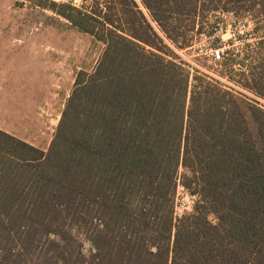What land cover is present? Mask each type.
I'll list each match as a JSON object with an SVG mask.
<instances>
[{
  "label": "trees",
  "instance_id": "trees-1",
  "mask_svg": "<svg viewBox=\"0 0 264 264\" xmlns=\"http://www.w3.org/2000/svg\"><path fill=\"white\" fill-rule=\"evenodd\" d=\"M142 3L156 27L136 0L129 30L59 11L106 46L78 72L47 150L0 128V263L26 264L46 240L47 264H264V108L240 90L264 97V0ZM215 12L263 32L223 51L226 82L174 48L214 34ZM180 186L196 199L179 216Z\"/></svg>",
  "mask_w": 264,
  "mask_h": 264
},
{
  "label": "rangeland",
  "instance_id": "rangeland-1",
  "mask_svg": "<svg viewBox=\"0 0 264 264\" xmlns=\"http://www.w3.org/2000/svg\"><path fill=\"white\" fill-rule=\"evenodd\" d=\"M136 1L152 19L142 0ZM51 2L0 0V128L43 150L50 146L78 72H92L106 46L59 12L76 13L66 6L69 4L53 2L56 6L52 8ZM127 9L125 0H94L92 14L101 18L106 13L121 19V25L129 30ZM97 25L101 31L102 25L99 22ZM255 26L251 17L239 19L231 12H215L208 24V29L215 30L214 34L198 36L194 45L186 49L171 45L193 72L206 73L226 82V68L213 59L214 50L226 51L232 47L241 50L249 43L252 44L249 49L254 48L257 38L263 34L262 31L254 32ZM217 37L221 38L220 42L216 41ZM235 66L239 67L238 64ZM240 90L248 96L244 95L245 98L264 108V97L244 88ZM247 116L256 132L257 124L249 110ZM195 199L180 186L177 215L191 211ZM211 219L215 220V217L211 216ZM45 241L34 250L22 252L21 258H27L26 264H47L43 255L47 249ZM83 242V251L89 254L92 246L87 240ZM11 263L3 260L0 264Z\"/></svg>",
  "mask_w": 264,
  "mask_h": 264
},
{
  "label": "built area",
  "instance_id": "built-area-1",
  "mask_svg": "<svg viewBox=\"0 0 264 264\" xmlns=\"http://www.w3.org/2000/svg\"><path fill=\"white\" fill-rule=\"evenodd\" d=\"M53 2L56 3H67L70 4L80 10H82L83 12L86 13H92L93 7H94V0H51ZM223 50H221L220 48H217L214 50V59L216 61H219L222 59V54ZM193 195V194H192ZM196 197V195H193Z\"/></svg>",
  "mask_w": 264,
  "mask_h": 264
},
{
  "label": "crops",
  "instance_id": "crops-1",
  "mask_svg": "<svg viewBox=\"0 0 264 264\" xmlns=\"http://www.w3.org/2000/svg\"><path fill=\"white\" fill-rule=\"evenodd\" d=\"M146 14H147L148 18L150 19V21L152 22V25H153L154 27H156V22H154V21L150 18V16L148 15V13H146Z\"/></svg>",
  "mask_w": 264,
  "mask_h": 264
}]
</instances>
